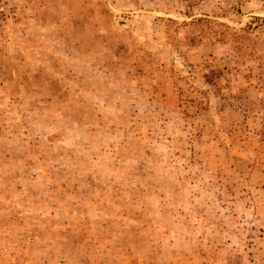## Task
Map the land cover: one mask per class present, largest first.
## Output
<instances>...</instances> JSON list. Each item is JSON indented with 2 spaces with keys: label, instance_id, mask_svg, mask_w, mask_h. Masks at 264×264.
I'll use <instances>...</instances> for the list:
<instances>
[{
  "label": "rangeland",
  "instance_id": "rangeland-1",
  "mask_svg": "<svg viewBox=\"0 0 264 264\" xmlns=\"http://www.w3.org/2000/svg\"><path fill=\"white\" fill-rule=\"evenodd\" d=\"M0 264H264V0H0Z\"/></svg>",
  "mask_w": 264,
  "mask_h": 264
}]
</instances>
